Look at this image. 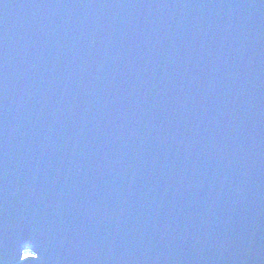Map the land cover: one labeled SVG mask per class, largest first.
<instances>
[{"label":"water","instance_id":"95a60500","mask_svg":"<svg viewBox=\"0 0 264 264\" xmlns=\"http://www.w3.org/2000/svg\"><path fill=\"white\" fill-rule=\"evenodd\" d=\"M0 264H264V0H0Z\"/></svg>","mask_w":264,"mask_h":264},{"label":"snow or ice","instance_id":"6c2138e0","mask_svg":"<svg viewBox=\"0 0 264 264\" xmlns=\"http://www.w3.org/2000/svg\"><path fill=\"white\" fill-rule=\"evenodd\" d=\"M35 254L34 253H28L25 257H24V259H30L31 257H33Z\"/></svg>","mask_w":264,"mask_h":264},{"label":"built area","instance_id":"2783aa9c","mask_svg":"<svg viewBox=\"0 0 264 264\" xmlns=\"http://www.w3.org/2000/svg\"><path fill=\"white\" fill-rule=\"evenodd\" d=\"M25 256V255H24Z\"/></svg>","mask_w":264,"mask_h":264}]
</instances>
